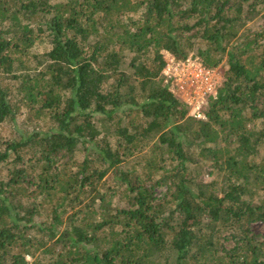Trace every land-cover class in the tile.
I'll use <instances>...</instances> for the list:
<instances>
[{
    "label": "trees",
    "instance_id": "obj_1",
    "mask_svg": "<svg viewBox=\"0 0 264 264\" xmlns=\"http://www.w3.org/2000/svg\"><path fill=\"white\" fill-rule=\"evenodd\" d=\"M262 11L0 0V264H264ZM163 52L219 73L204 120Z\"/></svg>",
    "mask_w": 264,
    "mask_h": 264
},
{
    "label": "built area",
    "instance_id": "obj_2",
    "mask_svg": "<svg viewBox=\"0 0 264 264\" xmlns=\"http://www.w3.org/2000/svg\"><path fill=\"white\" fill-rule=\"evenodd\" d=\"M163 59L162 77L171 94L187 106L189 116L204 120L202 110L206 100L215 96L220 83L217 70L205 68L194 55L176 60L167 53ZM26 261L30 264L28 258Z\"/></svg>",
    "mask_w": 264,
    "mask_h": 264
},
{
    "label": "rangeland",
    "instance_id": "obj_3",
    "mask_svg": "<svg viewBox=\"0 0 264 264\" xmlns=\"http://www.w3.org/2000/svg\"><path fill=\"white\" fill-rule=\"evenodd\" d=\"M262 13H264V11H262ZM261 13V14H262ZM263 21H262V18H258L257 20H255L254 21V23L251 25L252 27H257V26H259L261 23H262ZM48 46H47V44H45V43H41V44H38V45H36V47L33 49V52L35 53V54H42L44 51H45V49L47 48ZM167 53L166 52H163V57L166 55ZM22 116L19 118V121H22V120H24V117H25V114H24V110H22ZM1 130H2V133L3 132H8V130H9V126L8 125H5L4 127H3V129L1 128ZM202 171L204 172V176H203V180L204 181H208V180H210L209 179V177H208V175H207V173L209 172V167L208 166H205L203 169H202ZM155 195L157 196V197H161L163 194H164V189H161V188H157L155 191ZM251 232L254 234V235H257V236H260V237H264V223H254V224H252V226H251ZM29 259V258H28ZM30 261H29V263L31 264V262H32V260L31 259H29Z\"/></svg>",
    "mask_w": 264,
    "mask_h": 264
}]
</instances>
